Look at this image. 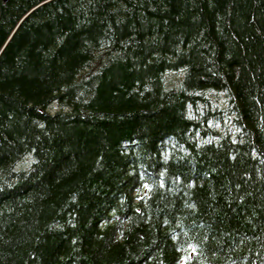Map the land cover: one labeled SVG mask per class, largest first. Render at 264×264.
<instances>
[{
    "label": "trees",
    "instance_id": "trees-1",
    "mask_svg": "<svg viewBox=\"0 0 264 264\" xmlns=\"http://www.w3.org/2000/svg\"><path fill=\"white\" fill-rule=\"evenodd\" d=\"M0 264H264V0L0 1Z\"/></svg>",
    "mask_w": 264,
    "mask_h": 264
},
{
    "label": "rangeland",
    "instance_id": "rangeland-1",
    "mask_svg": "<svg viewBox=\"0 0 264 264\" xmlns=\"http://www.w3.org/2000/svg\"><path fill=\"white\" fill-rule=\"evenodd\" d=\"M55 107L53 106L52 108H51V110H53ZM216 125V127H218V128H221V125L220 124H215ZM223 126V125H222Z\"/></svg>",
    "mask_w": 264,
    "mask_h": 264
},
{
    "label": "water",
    "instance_id": "water-1",
    "mask_svg": "<svg viewBox=\"0 0 264 264\" xmlns=\"http://www.w3.org/2000/svg\"><path fill=\"white\" fill-rule=\"evenodd\" d=\"M0 1L5 3V2H8L9 0H0Z\"/></svg>",
    "mask_w": 264,
    "mask_h": 264
}]
</instances>
